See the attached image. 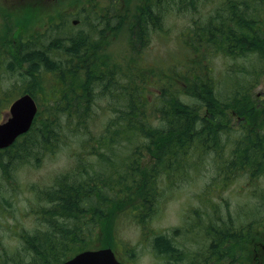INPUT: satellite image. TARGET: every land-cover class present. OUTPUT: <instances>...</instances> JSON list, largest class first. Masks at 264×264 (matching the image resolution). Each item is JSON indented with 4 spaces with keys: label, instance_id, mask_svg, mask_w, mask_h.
<instances>
[{
    "label": "trees",
    "instance_id": "1",
    "mask_svg": "<svg viewBox=\"0 0 264 264\" xmlns=\"http://www.w3.org/2000/svg\"><path fill=\"white\" fill-rule=\"evenodd\" d=\"M152 1L142 8L146 13L138 16L132 27L134 47L130 51L135 56L125 59L119 68L111 67L110 55L101 52L105 47L101 39L94 38L96 27L90 28L85 41L58 38L53 49L47 46V38L41 40L44 33H37L20 42L10 57L12 65L27 64L24 72L28 77L22 74L23 83L26 78L31 83L27 82L22 94H29L38 110L30 129L0 150L2 173H8L4 168L7 162L55 152L66 132L89 134L82 146L89 145L86 152L100 162L99 171L89 175L87 166L77 168L56 178L49 190L39 194L42 202L35 213L46 222L45 228L20 236L28 252L34 254L28 264H60L92 249L85 247L86 238L97 228L109 226L114 211L124 207L146 228L147 220L161 205V196L174 188L178 176L204 164L203 156L210 155L217 169L219 179L214 187L237 176L245 175L248 180L264 176V93L250 98L264 77V0H219L218 8L210 14L213 16L202 25L191 20L177 37L179 48L171 56L165 78L154 64L139 66L138 60L144 59L143 40L150 29L161 25L166 6L194 19L200 0ZM23 9V31L41 25L44 12L27 6ZM156 9L158 12H151ZM161 9L165 11L161 13ZM47 49L50 55H46ZM217 58L233 62L225 69V77L221 75L225 71H217ZM154 75L159 80L155 91L143 90L141 84H149ZM96 90L99 97L110 95L117 102L108 105L114 117L98 133H91ZM36 93H42L41 102ZM7 99L0 94V104ZM201 109L205 110L203 117L198 114ZM231 119L237 128H231ZM124 142L131 150L119 168L109 170L115 146ZM103 150L108 154L103 156ZM143 150L158 161L141 172L136 157ZM135 196L138 202L130 205ZM251 226L207 229L204 254L214 251L216 264H264L260 261L264 250L253 246ZM155 243L159 252L178 261L176 248L161 234Z\"/></svg>",
    "mask_w": 264,
    "mask_h": 264
},
{
    "label": "rangeland",
    "instance_id": "2",
    "mask_svg": "<svg viewBox=\"0 0 264 264\" xmlns=\"http://www.w3.org/2000/svg\"><path fill=\"white\" fill-rule=\"evenodd\" d=\"M218 1L200 0L199 11L194 19L184 11H177L175 7L166 6V11L161 9V13L165 11L161 25H157V29H150L149 36L144 38L142 48L144 59L138 60L139 66L148 67L147 64H154L159 68L160 76L163 75L165 78L171 64V56H175V49L179 48L177 37L181 30L190 26L193 20L202 25L213 16L210 14L218 8ZM152 2V0H58L54 5L52 1L30 0V3L26 4L27 1L21 0H0V94L8 98L6 102L0 104V123L8 118L9 106L13 99L21 96L27 82L31 83L28 78L23 83L22 74L24 77L27 76L24 72L27 64L17 67L10 63L12 53L16 54L20 42L25 40L27 42L37 33L41 35L44 33V37L49 36L51 29L48 25L54 23L56 18H59L58 24L63 27L62 33H66L65 29L71 26L70 21L64 22L62 15H58L57 11H67L68 14L76 10L80 12L78 8L81 5L89 8L94 14L90 17L92 26L96 24V20L109 23L113 30H105L103 33L99 31L94 38L97 41L102 40L105 49L100 50L101 52L105 50L110 55L113 62L110 66L119 68L125 65V59L135 56V53L130 51V47H134L131 43L132 27L138 16L146 13L147 10L142 8ZM26 6L40 10L46 15L43 16L41 25L30 31L22 30L25 20L23 8ZM151 12L158 11L156 9ZM77 30L78 28H74L75 32ZM34 47L37 49L40 45ZM215 61L217 71H225L221 74L225 77L227 75L225 69L228 65H233V62L220 58ZM158 81L154 75L150 83L141 84V88L154 92L153 87ZM262 93L264 77L259 86L250 93V98ZM36 95L41 102L42 93ZM94 95L97 96L94 99L92 116L95 123L92 124L90 132L98 133L99 129L106 125L107 120L114 117L115 113L111 112L108 105L116 104L117 100L110 95L99 97V90H96ZM204 111L201 109L198 112L199 116L203 117ZM230 124L231 128H237L234 120L231 119ZM87 137L89 134L82 135V131L77 135L66 132L55 152L40 153L27 160H14L11 164L7 162L4 167L8 170L7 174H3L0 169V264H28L32 260L34 254L28 252L20 236L22 233L33 234L37 228L42 230L45 228L46 222L44 223L35 213L42 202L39 197L41 192L49 190L56 178L73 173L77 168L83 169L87 166L89 175L99 171L98 158L86 152L89 145L82 146ZM121 145L115 146L113 161L107 164L109 170L119 168L123 163L122 158L128 155L132 148L125 142ZM102 152L103 156L108 154L106 150ZM209 156H203L204 164L198 169L184 172L181 177L176 178L174 188L161 196V205L157 207V213L147 220L146 228L139 226L130 215L132 212L127 209L128 207H124L114 211V215L108 219L109 226L97 228L86 238L85 247L92 249L112 247L123 264H216L217 257L214 256V251L204 254V246L209 236L207 229L214 231L219 225L233 228L241 225L248 227L251 223L253 246L255 244V250H262L264 176L256 180L251 178L248 180L245 175L237 176L224 186L214 187L213 183L218 182L219 177ZM136 158L138 170L141 172L149 170L158 161L151 152L145 150ZM211 188L213 191L209 192ZM137 202L138 198L135 196L130 205ZM159 234L176 248L178 261L169 254L158 251L155 238ZM260 261L264 263V255H260ZM238 264L246 263L238 261Z\"/></svg>",
    "mask_w": 264,
    "mask_h": 264
},
{
    "label": "water",
    "instance_id": "3",
    "mask_svg": "<svg viewBox=\"0 0 264 264\" xmlns=\"http://www.w3.org/2000/svg\"><path fill=\"white\" fill-rule=\"evenodd\" d=\"M36 112V104L28 94L20 96L11 103L8 118L0 123V149L8 147L18 136L29 130ZM61 264L121 263L110 248H101L82 251Z\"/></svg>",
    "mask_w": 264,
    "mask_h": 264
},
{
    "label": "flooded vegetation",
    "instance_id": "4",
    "mask_svg": "<svg viewBox=\"0 0 264 264\" xmlns=\"http://www.w3.org/2000/svg\"><path fill=\"white\" fill-rule=\"evenodd\" d=\"M21 1H23V2L27 1L26 4L30 3V0H21ZM39 1H52L54 5H56L55 3H58V0H39ZM78 9H80V12H82V14L79 11H77V10L76 11H71V13L69 12V14H68L67 11L66 12L65 11H57L58 15H62L64 22L70 21V24H71L70 28H72V29H70V28L69 29H65L66 33H62V31H61V27L62 26H60L58 24L59 18H56L54 20V23H50L48 25L50 27V29H51L50 35L49 36H45V37L44 36L41 37V40H42V38H47V40H48L47 41V46L51 45L52 49H53V48H56L54 46L59 44V40L67 39V40H69L72 43H74L76 41V39L78 41L81 40V39L83 41H85L87 39V37H89L90 28H92V27H96V29H97L96 33H99V31H101V33H103V32H105V30H108V31H112L113 30V27L109 23L103 22V21H100V20H96V24L92 26L91 23H90V17L94 16L92 11L89 8L83 7L81 5H79ZM62 12H63V14H62ZM69 15H70V18H69ZM101 22H103V23L101 24ZM74 28H78L77 32L74 31ZM58 38H59V40H58ZM54 39H55L56 42H54V44L50 43V42L54 41ZM88 48L89 47H87V49ZM46 55H50L48 53V49H47ZM50 58L53 59L52 57H50ZM88 58L89 57L86 55L84 60H83L84 63L87 61Z\"/></svg>",
    "mask_w": 264,
    "mask_h": 264
}]
</instances>
